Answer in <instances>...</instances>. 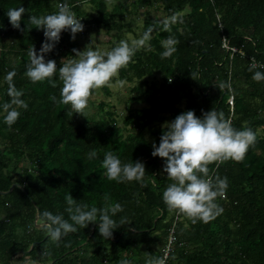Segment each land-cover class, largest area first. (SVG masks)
<instances>
[{
	"label": "trees",
	"instance_id": "1",
	"mask_svg": "<svg viewBox=\"0 0 264 264\" xmlns=\"http://www.w3.org/2000/svg\"><path fill=\"white\" fill-rule=\"evenodd\" d=\"M63 3L82 19L84 30L74 40L69 31L63 32L54 50L45 54L58 67L63 58H77L73 50L89 32L114 30L111 49L118 45L122 32L131 31L127 12L137 16L143 7L142 34L155 26L151 40L118 76L139 80L133 86L137 91L156 73L160 84L140 92L148 105L128 106L122 125L114 106L104 100L96 105V116L67 114L71 106L52 99H60L58 72L52 78L56 87L48 80L34 83L25 75L29 48L39 52L46 39L43 30L28 23V16L55 13ZM20 6L27 10L21 21L24 31L13 28L6 14ZM152 8L163 11L164 17H151ZM172 15L177 22L165 30L162 21ZM169 36L178 41L176 51L161 59L162 43ZM223 39L239 48L232 57L222 48ZM253 61L264 65V0H0V190L17 184L0 195V264H121L125 259L147 264L164 258L162 249L171 231L174 241L164 264H264V81L252 78L253 71L264 72V67L249 71ZM13 70L14 86L28 108L20 109L9 127L2 106L10 101L7 76ZM103 89L109 93L107 86ZM140 93L130 101L141 100ZM182 97L185 104L179 106ZM212 109L223 112L237 129L250 127L256 142L239 162L209 165L211 175L228 181L225 196L217 199L223 212L207 223H192L164 203L163 191L172 181L163 173L164 160L152 155V144L162 135L161 114L167 113L171 121L186 110L202 116ZM127 126L132 132L125 134ZM92 150L96 156L89 159ZM107 152L122 162L141 160L146 168L143 179H108L102 166ZM69 195L89 209L120 203L124 211L113 219L118 224L123 220V225L110 239L102 237L97 222L77 226L53 242L43 213L69 219Z\"/></svg>",
	"mask_w": 264,
	"mask_h": 264
},
{
	"label": "clouds",
	"instance_id": "2",
	"mask_svg": "<svg viewBox=\"0 0 264 264\" xmlns=\"http://www.w3.org/2000/svg\"><path fill=\"white\" fill-rule=\"evenodd\" d=\"M26 8H10L7 10L9 22L13 28L24 31L21 21ZM177 22L176 15H172L162 21L165 30H170V25ZM28 23L44 32L45 41L39 52L33 46L29 48V63L25 75L32 82L48 80L53 87L56 81L52 78L59 74L62 82L60 99H52L58 103L71 106V112L86 116L85 109L93 90L110 84L117 76L120 69L126 67L136 51L145 47L151 40L154 25L149 26L143 35L129 42L121 40L111 50L103 51L86 47L83 51L74 49L73 53L78 58H63L58 67L54 59H46L45 54L54 50L61 39V34L69 31L74 40L79 32L84 30L82 19L76 17L75 12L67 3L60 4L58 11L52 14L36 16L30 14ZM178 41L169 36L163 43L165 49L161 53V59L170 58L176 51ZM264 65H258L255 61L249 67L253 71ZM15 71L8 73V95L10 101L2 107L6 115L5 123L11 127L20 116V109H27L28 104L22 99L23 93L16 89L13 83ZM255 81H264V72L253 71ZM123 82L121 81V84ZM87 117V116H86ZM256 142V133L250 127L237 129L230 119H226L223 112L212 109L197 116L194 110H186L178 114L173 120L165 122L159 143H153L152 155L164 160L163 173H166L172 181L163 191L162 198L169 210H175L189 218L192 223L210 219L223 212L217 203L218 198L225 196L228 187L227 178H220L210 174L209 165L223 163L228 160L241 161L249 148ZM96 156L95 150L88 153V158ZM103 168L107 178L117 182L141 181L145 175V164L141 160L122 162L119 156L112 152L105 153ZM108 197L105 196V201ZM68 205L66 211L69 219L61 214H52L45 211L43 216L46 223L44 227L49 238L58 242L62 236L77 230V226L87 228L90 224L97 223L102 237L110 239L113 230L123 225L118 224L113 217L124 211L120 203L114 205L105 204L104 207L87 204H77L73 196L66 197ZM71 221V222H70ZM121 264H130L128 260H122ZM147 264H164L160 258L150 259Z\"/></svg>",
	"mask_w": 264,
	"mask_h": 264
},
{
	"label": "rangeland",
	"instance_id": "3",
	"mask_svg": "<svg viewBox=\"0 0 264 264\" xmlns=\"http://www.w3.org/2000/svg\"><path fill=\"white\" fill-rule=\"evenodd\" d=\"M122 1H125V3H130L131 0H122ZM140 9H141V11L138 13L137 16H136L135 12H133V11L126 13V15H125L126 19L125 20H130L128 23V26L131 28V31H127V29H126V31L122 32V34H123L122 40H128L129 42H131L132 40L139 39L143 35L142 29H143V25H144L145 15H143V12H142L143 7H141ZM150 12H151V14H150L151 17H158V18L164 17V12L161 10H157V9L152 8ZM114 32H115L114 30H112L110 34H107L104 31H101L97 34H93V33L89 32L87 35V37H88L87 40L83 39L82 41H80V45L78 47V50L83 51L86 47L92 48L94 50L95 49H100L103 51L111 50L109 37ZM121 81L123 82L122 84H121ZM138 82H139V80H137L135 77L132 78V80H130V81L129 80H121L117 74V76L112 79L110 84L107 85V87L109 89L108 94L105 93L103 87L93 90L92 96L89 99L88 106L85 109L86 116H91L92 114L94 116L98 115V108L96 105L98 104V102L100 100H104L107 103H110L114 106L115 111L118 112V114H119L118 123H119V125H122L123 122L121 121V116H124L125 114H127V112H128L127 107L128 106L143 107V106L148 105L147 101H145L142 98V94L140 92L147 90V88L150 87V85L153 83L156 85V87H158V85L160 84V74L156 73V75H154L152 77H148L147 78V84L141 86L140 89L137 91V90L133 89V86H135ZM151 92H152L151 90H148L149 94ZM138 93H140L139 98H141V100L138 99V101H135V102L130 101L131 96L136 95ZM156 96L158 98H160L161 93H159V92L156 93ZM177 104L179 106H183L185 104V99L182 97L181 100L179 101V103H177ZM82 117H84V116L81 115L80 118H82ZM159 118H160L159 124L161 126H163L165 124V122L170 121V116H168L167 113L161 114L159 116ZM123 132L125 134H127L129 132H132V129L130 128V126H127V127H125ZM148 133H149L148 129L145 130L146 136H149ZM19 264H32V262L27 261V262L19 263Z\"/></svg>",
	"mask_w": 264,
	"mask_h": 264
},
{
	"label": "built area",
	"instance_id": "4",
	"mask_svg": "<svg viewBox=\"0 0 264 264\" xmlns=\"http://www.w3.org/2000/svg\"><path fill=\"white\" fill-rule=\"evenodd\" d=\"M218 25L221 26L220 23H218ZM222 48H224L226 51H230V55H231V57H232L233 53H235V52L238 51V49H239V48H237V47L230 46L229 41L226 40V39H223ZM256 63H257L258 65H262V64L259 63L258 61H256ZM232 99H233V97L230 96V97H229V100H228V102H229L231 105H232V102H233ZM173 241H174V235H173V231H171L170 234H169V236H168L167 244H166V246L162 249L163 254H164V258H163L164 263H165V261H166L165 258H167V256H168V253H169V251H170V246H171V244L173 243Z\"/></svg>",
	"mask_w": 264,
	"mask_h": 264
},
{
	"label": "water",
	"instance_id": "5",
	"mask_svg": "<svg viewBox=\"0 0 264 264\" xmlns=\"http://www.w3.org/2000/svg\"><path fill=\"white\" fill-rule=\"evenodd\" d=\"M15 185H17L16 183H13L10 185V187L7 190H0V195H6L7 193L11 192L12 189L15 187ZM37 220H38V209L36 211L35 217H34V223L37 224ZM41 224V223H39Z\"/></svg>",
	"mask_w": 264,
	"mask_h": 264
},
{
	"label": "crops",
	"instance_id": "6",
	"mask_svg": "<svg viewBox=\"0 0 264 264\" xmlns=\"http://www.w3.org/2000/svg\"><path fill=\"white\" fill-rule=\"evenodd\" d=\"M27 262V261H26ZM16 264H19V263H16Z\"/></svg>",
	"mask_w": 264,
	"mask_h": 264
}]
</instances>
